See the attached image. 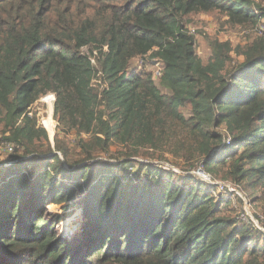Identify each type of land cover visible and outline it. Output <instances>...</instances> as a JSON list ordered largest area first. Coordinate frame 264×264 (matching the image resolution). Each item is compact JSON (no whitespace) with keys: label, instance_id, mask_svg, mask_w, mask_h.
<instances>
[{"label":"trees","instance_id":"obj_1","mask_svg":"<svg viewBox=\"0 0 264 264\" xmlns=\"http://www.w3.org/2000/svg\"><path fill=\"white\" fill-rule=\"evenodd\" d=\"M255 7L0 0V148L13 151L0 167V264H264V233L224 213L229 196L134 159L170 157L189 165L183 173L201 168L213 181L248 186L255 217L264 216V8ZM207 13L256 37L235 47L209 39L204 63L185 20ZM135 60L140 70L130 73ZM48 94L54 150L32 110ZM71 133L76 143L65 139ZM120 147L126 159L98 160ZM76 200L84 223L69 242L46 209Z\"/></svg>","mask_w":264,"mask_h":264},{"label":"rangeland","instance_id":"obj_2","mask_svg":"<svg viewBox=\"0 0 264 264\" xmlns=\"http://www.w3.org/2000/svg\"><path fill=\"white\" fill-rule=\"evenodd\" d=\"M248 1L252 3V5L254 6V10H258V8L255 6L264 8V0H248ZM185 22L187 23V29L193 33V35L195 36L197 40V53L204 63L207 61V58L210 52L209 39H212V40L217 39L221 42L228 41L232 44L233 47H235L237 45H240V46L246 45L250 42V40L256 37V32L254 29L247 28V27L231 26L228 23L227 18L217 13L197 14V15L189 16L188 18H186ZM88 49L89 48L82 49V53L88 56L89 55ZM238 60H241V59H238ZM141 64H142L141 60H135L131 62V65L129 67V72L133 73L135 71L136 72L139 71ZM150 64H154V65H152L148 69L152 71V73L155 75L156 72L160 69V66L156 65L155 61L150 62ZM153 79L158 84V76L155 78L153 77ZM95 83H98V81H96ZM163 91L165 90L163 89ZM46 99H50V100H46ZM53 104H54V96H52L51 94H48L47 97L41 98L37 102V104L33 106V109H32L33 112H36L37 114V122L39 126L44 128L47 132L52 150H54V136L57 131L56 130L57 123L52 118ZM49 117H51V122H52L51 130H48V126L46 125V122H47L46 119H48ZM221 132L224 133V130L221 129ZM61 137H64V136H62L61 133L59 132V138ZM65 139H67L68 142L70 141V143L72 144L76 143V135L74 133H71L70 135L66 136ZM123 150L124 149L121 147L113 148L112 153H110L109 155H102L99 157L98 160L105 161L107 163L111 162L113 164H117L118 163L116 161L117 159L125 158L123 155H120V154H125V151ZM7 156L8 154L5 153L3 149L0 148V167L8 166V163L5 162L7 159ZM48 156L50 155H46V157ZM77 158H78L77 156H74L73 160H76ZM134 159H137L138 162L143 163V164H153V166H157L160 163L164 162V161L155 159L156 161L152 163H147L146 161H144L146 159L142 157H137ZM120 161L123 162V159H120ZM167 161L169 163H163L165 164L164 165L165 167H162V169L166 171H170L174 173L176 176L181 175V174H186V173L179 171V169L187 170V171L189 170V165H186V164L183 165V163L181 162L178 163V161H175V160L173 161V159L170 157H167ZM170 164H175L176 166H178L177 164H179V167H173V166H170ZM130 166L135 167L134 171L132 172L130 169H128L129 167L127 166L126 172L127 173L130 172L134 176L137 170V166L136 165H130ZM118 174L120 176L125 175V170L118 171ZM196 179L198 180L197 177ZM219 182H222V181H219ZM225 183H229V182H225ZM238 190L244 196L246 205L243 203V201L242 203L239 202L235 196H230L232 205L225 208L224 213L232 212L236 217L238 216V219L240 220H241L242 215L247 214L253 219L254 222H257L258 224L257 226L259 228L264 229V216L260 214L256 218L255 213L257 214L259 213L254 211L253 209L254 207L250 204L249 195H253L252 190L248 186L246 187L243 186L241 190L240 189ZM80 207L81 205L79 203V200H76L75 202H73V204H71V208H69L66 211H63L61 209L62 206H53L52 209H50V207H47L46 209L47 214L49 215L58 214L61 217V222L55 225V231L60 238L68 240L69 242L79 241L80 236L82 235V227L84 223V219L82 217V212H81ZM46 218H48V216Z\"/></svg>","mask_w":264,"mask_h":264},{"label":"built area","instance_id":"obj_3","mask_svg":"<svg viewBox=\"0 0 264 264\" xmlns=\"http://www.w3.org/2000/svg\"><path fill=\"white\" fill-rule=\"evenodd\" d=\"M262 28H263L262 26L259 27L260 30H262ZM259 29H258V32H260ZM189 33L191 35H193L192 32L189 31ZM90 62L94 65V59L93 58H90ZM157 76H158V78L160 77V69L156 72L155 75L153 74L154 78L157 77ZM45 97H47V96H45ZM48 98H50V97H48ZM54 101H55V98H54ZM223 140H224V144H226V145L230 143L229 137L225 136ZM4 148L5 149L3 151L5 153H7V154L13 152L12 151V147L9 146L8 144ZM146 162L147 163H152V162H148V161H146ZM162 164L163 163H160L159 165H162ZM151 165H153V164H151ZM163 167H165V166H163ZM166 167H167V165H166ZM183 175H191V176L197 177L199 182L206 184L209 188L214 190L216 196H220V197L235 196V197L239 198L241 200V202L243 201V203L246 205V201H245L244 196L240 193V191L235 186H233L230 183L213 181L209 175H207L206 173H204L201 170V168H197L194 171L191 170V171H189V172H187L186 174H183ZM241 220L243 222H246V223H248L250 221L259 231L264 233V229L263 228H259L257 226V224L253 221V219L249 215H247V214L242 215L241 216Z\"/></svg>","mask_w":264,"mask_h":264},{"label":"bare ground","instance_id":"obj_4","mask_svg":"<svg viewBox=\"0 0 264 264\" xmlns=\"http://www.w3.org/2000/svg\"><path fill=\"white\" fill-rule=\"evenodd\" d=\"M46 100H50V99H46ZM46 125L48 126V130H51V126H52V122H51V117H49L48 119H46Z\"/></svg>","mask_w":264,"mask_h":264},{"label":"water","instance_id":"obj_5","mask_svg":"<svg viewBox=\"0 0 264 264\" xmlns=\"http://www.w3.org/2000/svg\"><path fill=\"white\" fill-rule=\"evenodd\" d=\"M52 155H57L59 158H60V160H62V158H61V156H60V154L59 153H54V154H52ZM256 224H257V222H255ZM258 225V224H257Z\"/></svg>","mask_w":264,"mask_h":264}]
</instances>
